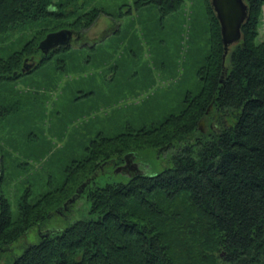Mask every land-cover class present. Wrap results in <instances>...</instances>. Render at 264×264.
<instances>
[{
    "label": "trees",
    "instance_id": "16d2710c",
    "mask_svg": "<svg viewBox=\"0 0 264 264\" xmlns=\"http://www.w3.org/2000/svg\"><path fill=\"white\" fill-rule=\"evenodd\" d=\"M93 1L0 0V84L38 72L56 53L71 52L66 59L79 60L69 46L47 56L37 46L48 33L92 26L106 12L90 7ZM182 1L135 4L154 6L163 21ZM244 3L248 16L241 39L223 59L216 15L208 0H196L208 42L197 69L198 92L186 93L178 112L155 124L97 133L84 155L62 169L61 183L32 201L30 187L24 190L15 219L1 190L0 149V251L40 229V238L10 264H264V41L256 39L264 0ZM34 58L35 66L22 73L23 61ZM10 111L0 104V120ZM210 116L216 127L204 133L199 122ZM145 149L175 150L171 165L155 175L128 174L126 183L95 185L106 166L122 165L125 156L131 160ZM84 183L82 194L96 218L47 231V222L56 211H68L63 204Z\"/></svg>",
    "mask_w": 264,
    "mask_h": 264
},
{
    "label": "rangeland",
    "instance_id": "374dc122",
    "mask_svg": "<svg viewBox=\"0 0 264 264\" xmlns=\"http://www.w3.org/2000/svg\"><path fill=\"white\" fill-rule=\"evenodd\" d=\"M136 1L94 0L90 7L106 12L87 30L74 32L77 40L69 47L79 60L66 59L71 52L56 53L38 72L0 84V104L11 110L0 120L1 190L13 219L24 190L30 187L32 201L61 183L62 169L84 155L97 133L115 135L127 127L155 124L178 112L186 93L198 92L197 69L208 49L204 10L193 7L196 0H183L162 21L154 6L137 8ZM258 27L257 43L264 41V11ZM29 60L35 65L38 58ZM211 127H216L211 116L201 121L202 132ZM174 151L141 150L131 162L141 174L155 175L171 165ZM123 165L106 166L95 185L126 183L127 172L115 173ZM57 213L46 224L49 232L96 218L85 194L68 211ZM38 237L35 227L10 248H2L0 264H10Z\"/></svg>",
    "mask_w": 264,
    "mask_h": 264
},
{
    "label": "water",
    "instance_id": "95a60500",
    "mask_svg": "<svg viewBox=\"0 0 264 264\" xmlns=\"http://www.w3.org/2000/svg\"><path fill=\"white\" fill-rule=\"evenodd\" d=\"M211 8L213 9L216 19L220 26L221 42L224 49L223 59L225 58L230 46L237 44L241 39V27L247 19L248 7L244 3V0H208ZM73 32L69 29H61L55 32L48 33L39 43L38 50L47 56L51 51L60 47H68L71 44ZM35 65L29 63L28 59H25L22 64L21 72H28ZM201 121L199 122V129ZM129 159L125 156V163L123 166L115 169V173H124L128 168ZM134 173H140L135 168ZM88 183V182H87ZM87 183L78 187L74 195L63 204V210H67L68 207L79 198L84 191ZM58 212V211H57Z\"/></svg>",
    "mask_w": 264,
    "mask_h": 264
},
{
    "label": "flooded vegetation",
    "instance_id": "af4514ba",
    "mask_svg": "<svg viewBox=\"0 0 264 264\" xmlns=\"http://www.w3.org/2000/svg\"><path fill=\"white\" fill-rule=\"evenodd\" d=\"M77 40V38L75 37V34L73 32V37H72V40H71V43L74 41V40ZM129 161V164H128V168L126 169V172L129 174V175H132L134 174V170L136 168L135 164L133 162H131V160H128Z\"/></svg>",
    "mask_w": 264,
    "mask_h": 264
}]
</instances>
